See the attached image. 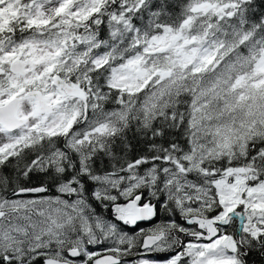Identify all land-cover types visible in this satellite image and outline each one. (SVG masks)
Masks as SVG:
<instances>
[{"label":"snow or ice","instance_id":"6c2138e0","mask_svg":"<svg viewBox=\"0 0 264 264\" xmlns=\"http://www.w3.org/2000/svg\"><path fill=\"white\" fill-rule=\"evenodd\" d=\"M0 264H264V0H0Z\"/></svg>","mask_w":264,"mask_h":264}]
</instances>
